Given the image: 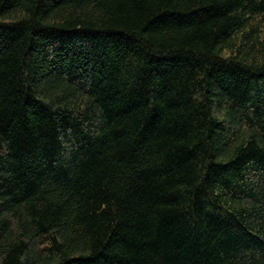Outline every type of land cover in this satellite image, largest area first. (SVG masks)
Returning <instances> with one entry per match:
<instances>
[{"label": "trees", "instance_id": "1", "mask_svg": "<svg viewBox=\"0 0 264 264\" xmlns=\"http://www.w3.org/2000/svg\"><path fill=\"white\" fill-rule=\"evenodd\" d=\"M0 264H264V0H0Z\"/></svg>", "mask_w": 264, "mask_h": 264}]
</instances>
